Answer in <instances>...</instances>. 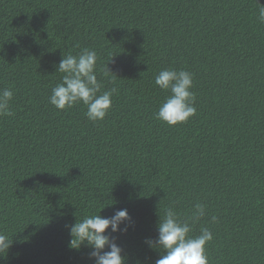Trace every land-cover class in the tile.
<instances>
[{
    "label": "trees",
    "instance_id": "trees-1",
    "mask_svg": "<svg viewBox=\"0 0 264 264\" xmlns=\"http://www.w3.org/2000/svg\"><path fill=\"white\" fill-rule=\"evenodd\" d=\"M264 0H0V232L13 241L0 264H93L69 247L66 225L127 209L116 234L129 264H155L159 216L172 207L209 228V264H264ZM97 53L101 91L117 88L93 123L82 104L49 103L58 65ZM107 66L115 77L104 78ZM164 69L193 74L196 115L155 118L170 95ZM216 221L212 222V217Z\"/></svg>",
    "mask_w": 264,
    "mask_h": 264
},
{
    "label": "clouds",
    "instance_id": "clouds-1",
    "mask_svg": "<svg viewBox=\"0 0 264 264\" xmlns=\"http://www.w3.org/2000/svg\"><path fill=\"white\" fill-rule=\"evenodd\" d=\"M257 19L264 24V6L257 9ZM98 56L94 50L84 48L78 55L68 54L61 59L57 71L63 73L61 83L51 92L49 103L59 111L71 109L82 104L86 107L87 119L93 123L101 122L112 107V97L117 88L101 91L104 87L97 78ZM104 78L115 77L105 66L101 70ZM155 85L168 95L155 113V118L168 127L186 124L196 115L193 74L185 70L164 69L156 75ZM13 91L0 90V116H12L11 101ZM98 214L85 216L82 220L66 225L71 237L69 247L79 250L83 245L89 249V259L93 264H129V258L116 243V234H126L131 226L127 209L116 211L111 217ZM206 215L205 206L196 204L191 223L181 220L174 208L168 207L156 225L157 238L145 240L150 249L160 251L161 256L155 264H209L206 245L213 240V233L207 227L200 229L199 235H191L192 224ZM216 217H212V222ZM13 241L0 232V254H7ZM0 256V257H4ZM139 264V262H137Z\"/></svg>",
    "mask_w": 264,
    "mask_h": 264
}]
</instances>
